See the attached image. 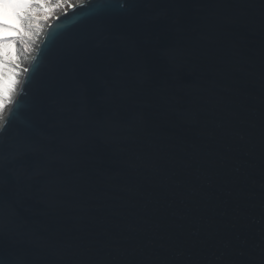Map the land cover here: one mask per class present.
<instances>
[{
  "label": "water",
  "instance_id": "1",
  "mask_svg": "<svg viewBox=\"0 0 264 264\" xmlns=\"http://www.w3.org/2000/svg\"><path fill=\"white\" fill-rule=\"evenodd\" d=\"M90 3L0 131V264H264V0Z\"/></svg>",
  "mask_w": 264,
  "mask_h": 264
},
{
  "label": "snow or ice",
  "instance_id": "2",
  "mask_svg": "<svg viewBox=\"0 0 264 264\" xmlns=\"http://www.w3.org/2000/svg\"><path fill=\"white\" fill-rule=\"evenodd\" d=\"M108 2L110 0H91L89 7L92 11L105 10ZM51 7L48 0H0V131L18 115L20 108V100L13 101V93L19 84L16 41L30 39L33 27H38L35 22L40 18L39 13L51 11ZM39 59L38 56L30 68L24 69L30 73L25 77V86L30 83L32 75L39 67ZM25 95L27 92L22 89L20 96ZM9 104H13V108L6 119L4 111Z\"/></svg>",
  "mask_w": 264,
  "mask_h": 264
},
{
  "label": "bare ground",
  "instance_id": "3",
  "mask_svg": "<svg viewBox=\"0 0 264 264\" xmlns=\"http://www.w3.org/2000/svg\"><path fill=\"white\" fill-rule=\"evenodd\" d=\"M60 1L66 2L67 3L66 9H68L76 1H82V0H60ZM48 2L51 5V0H48ZM39 17L40 18L35 22V24H37L38 27H33L32 36L28 40V42L31 44H34L35 47H36L37 43L39 42L41 35L44 33L45 29L47 28L48 24L52 21V20L48 19V12H46V13L40 12ZM43 20H46V23H44ZM20 45H21V43L16 42V52H17V56H18L17 63L19 65V67L17 68V71L19 73V76H18L19 84L17 85L16 92L13 93V97L15 96V94L17 93V91L19 89L21 79H22V75L24 74V69L26 68L27 63L33 54V51H32L31 54L24 55V53L21 52L22 49L20 48ZM8 106H7V108H8ZM7 108L4 111V115L6 113Z\"/></svg>",
  "mask_w": 264,
  "mask_h": 264
},
{
  "label": "rangeland",
  "instance_id": "4",
  "mask_svg": "<svg viewBox=\"0 0 264 264\" xmlns=\"http://www.w3.org/2000/svg\"><path fill=\"white\" fill-rule=\"evenodd\" d=\"M51 11L48 12V19L52 20L57 14L61 13L63 10L66 9L67 3L62 2L60 0H51ZM44 23H46V20H43ZM29 40V39H28ZM26 41L17 40L16 42L21 43L20 48L22 49V53L24 55L31 54V52L35 49V45L31 44ZM27 45V49H26Z\"/></svg>",
  "mask_w": 264,
  "mask_h": 264
}]
</instances>
